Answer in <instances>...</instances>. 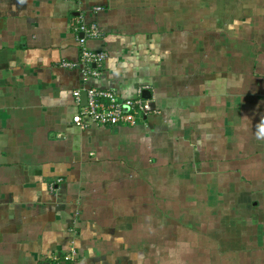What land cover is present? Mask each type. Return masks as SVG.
Masks as SVG:
<instances>
[{"label":"crops","instance_id":"crops-1","mask_svg":"<svg viewBox=\"0 0 264 264\" xmlns=\"http://www.w3.org/2000/svg\"><path fill=\"white\" fill-rule=\"evenodd\" d=\"M79 15L108 54L87 82L61 65L79 58ZM87 86L146 87L155 113L77 125ZM71 249L264 264V0H0V264Z\"/></svg>","mask_w":264,"mask_h":264},{"label":"built area","instance_id":"built-area-1","mask_svg":"<svg viewBox=\"0 0 264 264\" xmlns=\"http://www.w3.org/2000/svg\"><path fill=\"white\" fill-rule=\"evenodd\" d=\"M74 29L77 33L79 58L76 61H63L61 65L78 69L84 82H87L90 78L100 77L102 64L108 54L104 50L92 49L89 47L88 42L101 38L104 34L103 31L97 23L87 21L80 15L77 17ZM145 88L138 89V95L134 98H119L113 90L87 86L84 88L86 103L82 105L80 111L73 116L72 120L75 124L81 126L84 118H89L97 125H135L138 120L155 113L152 100L141 96ZM74 95L77 103H79L81 91H75ZM59 181H61L60 178L52 182L50 188H53ZM52 258L54 264H78L75 249L69 250L63 258L60 256H53Z\"/></svg>","mask_w":264,"mask_h":264},{"label":"water","instance_id":"water-1","mask_svg":"<svg viewBox=\"0 0 264 264\" xmlns=\"http://www.w3.org/2000/svg\"><path fill=\"white\" fill-rule=\"evenodd\" d=\"M82 98L85 100V102H86V93H85V91L82 93Z\"/></svg>","mask_w":264,"mask_h":264},{"label":"trees","instance_id":"trees-1","mask_svg":"<svg viewBox=\"0 0 264 264\" xmlns=\"http://www.w3.org/2000/svg\"><path fill=\"white\" fill-rule=\"evenodd\" d=\"M139 121V120H138Z\"/></svg>","mask_w":264,"mask_h":264}]
</instances>
